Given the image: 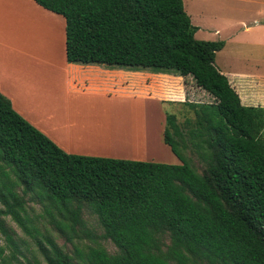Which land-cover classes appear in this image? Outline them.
Wrapping results in <instances>:
<instances>
[{
  "label": "trees",
  "instance_id": "16d2710c",
  "mask_svg": "<svg viewBox=\"0 0 264 264\" xmlns=\"http://www.w3.org/2000/svg\"><path fill=\"white\" fill-rule=\"evenodd\" d=\"M34 1L64 18L66 62L190 76L212 100L186 103L182 123L165 113L169 164L67 153L0 93V230L4 216L36 230L32 198L69 241L89 234L86 208L117 247L71 255L45 237L44 263L25 264H264V109L243 105L216 67L224 42L195 38L183 0Z\"/></svg>",
  "mask_w": 264,
  "mask_h": 264
},
{
  "label": "rangeland",
  "instance_id": "374dc122",
  "mask_svg": "<svg viewBox=\"0 0 264 264\" xmlns=\"http://www.w3.org/2000/svg\"><path fill=\"white\" fill-rule=\"evenodd\" d=\"M183 5L190 16L192 25L196 28L194 33L196 39L224 42L223 48L215 54L216 66L223 68L226 65L250 71H264V62L259 60L261 55L264 54V0H183ZM58 55L57 61L60 66L62 64L60 52ZM102 68L106 72L103 74V81L100 82L107 90L106 92L121 95L113 99L103 94L63 99L62 97L66 96L60 91L55 98V102L58 104L57 111L62 114L61 116L68 115L70 112H78L83 115L106 112L117 114L119 115L117 117L123 118L132 113H141L144 116L146 136H148V141L151 144L149 145L148 142L145 155H139L144 156L146 160H138L178 164L179 160L162 140L165 122L162 121V118H164L166 112L174 113L178 123H182L185 118L194 116L192 109L186 103L210 101L212 97L206 91L200 90V87L195 84L190 76L154 74L149 70L127 72L129 73L127 74L124 72L126 70L119 71L105 66H102ZM48 69L44 68L43 70L47 71ZM47 72L49 76H52L50 69ZM65 82H67V77ZM74 84L75 82L73 86ZM77 85L75 84V86ZM125 94L153 95V97L135 100L126 98ZM155 98L159 104L155 102ZM81 102L91 104L87 103V106L86 104L80 105ZM66 103H68V108H62L61 105ZM144 103H146V106ZM151 104H153V107ZM116 107L117 109H114ZM94 118L99 122H108V120H104L101 114H97ZM108 123L112 124L111 122ZM152 125L156 126L153 127ZM98 128L103 131L101 127ZM153 128L155 129L154 133L157 132L156 134H153ZM152 135H155L159 142L154 137H149ZM156 141L157 144H154ZM100 150L111 154L107 157L114 158H126L123 156L137 154V148L135 150L130 148V151L126 149L127 155L122 153L115 154L116 156H112V154L123 151L118 150L116 147L110 148V151H107L108 148H101ZM185 154L191 160L195 169L201 172L204 163L190 149L186 150ZM31 199L26 201L25 206L27 216L35 224L36 230L32 229L31 233H27L11 216H4L5 233L0 230V249L6 262L0 258V264H25L27 261H33L34 259H39L44 263L39 244L48 246L45 237H51L54 242L71 255L74 253L75 246L86 243L91 244L93 241L99 242L111 254L117 252V247L109 239L101 238L103 230L96 216L90 213L88 209H83L82 217L85 220L89 234L82 233L81 239L72 237L71 242L67 239V235L61 234L55 228L49 217L44 213L42 204L38 200ZM1 207L2 205H0Z\"/></svg>",
  "mask_w": 264,
  "mask_h": 264
},
{
  "label": "crops",
  "instance_id": "0c3cea01",
  "mask_svg": "<svg viewBox=\"0 0 264 264\" xmlns=\"http://www.w3.org/2000/svg\"><path fill=\"white\" fill-rule=\"evenodd\" d=\"M64 26L65 21L61 15L43 8L34 0H0V93L10 100L12 108L18 114L48 136L65 152L107 157L111 154L99 151L101 149L99 147L90 149L75 146L63 132H60L57 127L51 124L52 121L47 119L48 117L52 119L53 115H62L57 111L58 104L55 102L56 95L57 93L59 95L60 91L66 96L62 97L63 99L89 96L91 94H103L113 99L121 95L106 92L107 90L104 89L102 82H100L103 81V74L106 72L102 68L103 65L66 62ZM47 40H50L49 45ZM59 52L62 63L60 66L57 61ZM29 59L45 64V68L49 66L52 76H49L47 72L49 69L44 71L37 67L33 68V63ZM259 60L264 62V54L261 55ZM216 67L227 76L243 105L260 106L264 109L263 70L250 71L226 65L223 68ZM115 69L119 71L126 70ZM124 72L139 71L126 70ZM154 74L167 75L168 73ZM66 77L67 82H65ZM74 82L78 85L75 86L74 84L73 86ZM80 85L81 87H79ZM200 90L204 91L201 88ZM125 97L140 100L144 97L151 98L153 95L125 94ZM154 100L158 103L156 98ZM67 104H62V108H68ZM66 116H61L59 119L63 125L70 124L67 122ZM162 119V121H165V116ZM85 129L93 134L90 136H103V131L98 127L90 129L87 126ZM167 147L169 148V146ZM112 156L116 155L112 154ZM123 157H126L124 159L146 160L144 156L132 154Z\"/></svg>",
  "mask_w": 264,
  "mask_h": 264
},
{
  "label": "bare ground",
  "instance_id": "6f19581e",
  "mask_svg": "<svg viewBox=\"0 0 264 264\" xmlns=\"http://www.w3.org/2000/svg\"><path fill=\"white\" fill-rule=\"evenodd\" d=\"M20 38H22V37H20ZM20 38H19V40H20ZM33 39H35V38H33ZM47 43L49 45L50 40H47ZM38 44H40V43H38ZM24 46H27V45H24ZM56 46H58V45H56ZM48 47H50V46H48ZM30 51H32V50H30ZM27 52H28V50H27ZM54 54H56V53H54ZM29 60L32 61V63H33L32 67L33 68L37 67L38 69H44L46 67L45 64H40L33 59H29ZM48 68H50V67L48 66ZM142 101L146 102L144 100H142ZM87 103L89 105L91 104L89 102H87ZM87 103L81 102L80 105L86 104V106H87ZM151 103H152V101H151ZM93 104H94V102H93ZM145 104L146 103H144V105ZM130 105H132V104L130 103ZM152 105L153 104H151V106ZM85 109H86V107H85ZM114 109H117V107ZM149 109H151V108H149ZM130 110H131V107H130ZM150 111L153 112L152 109ZM154 111H156V110L154 109ZM145 113H146V111H145ZM97 114H101L104 117V120H108V122H111L112 124H109L108 122H99L96 118H94V117H96ZM144 115H146V114H144ZM59 116L60 115H53L52 119H51V117H48L47 119L49 121H52L51 124H53V126L57 127V129H59L60 132H63L69 138L70 142H72V144H74L77 147H80V148H82V147L86 148L87 147L90 149H96L98 147L99 148H108L109 151H110V148L116 147L118 150L123 151V152H115L114 154L125 153V155H127L126 149H128L130 151V148H134V150H135V148H137V154L140 153L138 155H145L146 154V148H147L146 146H147L149 141H148V136H146L147 135L146 134V128H145L144 119H143L144 116L141 113H138V114L132 113L130 115H127L125 118H123V117H117V116H119L117 114L114 115V114H110V113H106V112L105 113H101V112L100 113H87L84 115L81 113H78V112H72V113L70 112L65 117L67 122L70 124H65V125H63L62 122L59 120L61 117V116L60 117ZM92 116H94V117H92ZM67 125H69V126H67ZM87 126H89L90 129H92V127H101L103 129V136H90L93 134H90V132H88V130L85 129ZM152 126L155 127L156 125H152ZM157 129H158V127H157ZM159 130H160V128H159ZM154 132H155V129L153 128V134L157 133V132L156 133H154ZM149 137L155 138V135H152ZM155 139L157 140V138H155ZM157 141L159 142V140H157ZM157 141L154 144H157ZM150 144H151V142H149V145ZM128 147H130V148H128ZM151 147L153 149L152 145H151Z\"/></svg>",
  "mask_w": 264,
  "mask_h": 264
}]
</instances>
